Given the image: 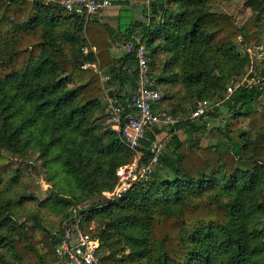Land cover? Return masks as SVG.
Instances as JSON below:
<instances>
[{
  "label": "trees",
  "instance_id": "1",
  "mask_svg": "<svg viewBox=\"0 0 264 264\" xmlns=\"http://www.w3.org/2000/svg\"><path fill=\"white\" fill-rule=\"evenodd\" d=\"M217 2L150 0L148 25L140 29V35L148 51L151 81L164 93L161 102L170 101L171 105L176 97L167 91L175 88L179 73L186 86L196 87L198 98L203 97L211 84L207 77L212 69L218 78L227 81L230 63L236 65L235 39L240 38L246 51L256 46L264 0H244V6L253 13L241 27H236L227 14L210 11ZM83 25V17L64 11L59 2L0 0V144L22 154L32 146L29 136L34 132L37 143L32 147L50 163L59 158L51 156L62 144V139L52 135H69L73 147L78 141V150L69 151L63 162L69 172L83 174L75 180L80 187L101 193L113 187L106 177L113 178L116 169L124 165L118 156L124 145L111 130L96 132L98 126L92 115L99 105L102 107L104 88L99 72L83 68L80 58L88 64L98 61L100 70L107 69L111 61L105 59L107 49H101L87 35L89 22L85 29ZM63 26L69 29H64L59 41L51 32ZM82 31L97 54L83 55L79 51V56L65 57L62 46L79 43ZM80 42L82 50L86 41L83 38ZM135 67L133 58L126 55L102 72L109 77L106 84L119 89L110 96L123 105L129 96L120 93L125 87L133 91ZM260 76L264 78V69ZM263 94L264 90L256 85L249 89L242 86L209 114L176 123L146 183L132 187L122 199L76 210L84 219L81 230L99 238L100 248L108 251L101 258L102 264H264V190L257 200V191L264 182V111L257 109ZM213 118L220 120L215 131L226 137L230 147L222 154L216 145L203 147L200 143ZM238 118L248 120L249 132L257 139L251 142L246 138L248 133L230 128L227 122ZM164 129L155 127L145 132L139 149L141 166L152 157L151 146ZM180 129L184 140L176 133ZM46 135L48 141L44 143ZM7 163V157L0 155V185ZM215 176L219 185H227L224 190L232 195L228 202L212 200L185 206L178 213L149 206L152 196L148 193L152 189L161 194V188L166 197L178 198L185 188L213 185ZM255 213L261 216V227L250 232L249 221ZM99 215L103 217L99 224L105 228L98 236L88 224ZM67 217L68 213L63 219ZM117 230L126 238L124 246L113 234ZM2 231L5 235H0V245L13 254L17 264L59 263L55 246L61 236L52 235L40 224H18L0 203ZM185 236L196 240L194 247L186 245Z\"/></svg>",
  "mask_w": 264,
  "mask_h": 264
},
{
  "label": "rangeland",
  "instance_id": "2",
  "mask_svg": "<svg viewBox=\"0 0 264 264\" xmlns=\"http://www.w3.org/2000/svg\"><path fill=\"white\" fill-rule=\"evenodd\" d=\"M60 1L56 0L54 2L60 3ZM210 9V11L213 12L227 14L236 27H241L253 13L250 9L244 6V0H218L217 4ZM148 11L150 12V9ZM258 24L260 26V32L259 40L256 46L246 51L241 46L240 38L235 39L233 41V53L238 56L236 59V65L230 63V75L227 81L225 78H218L212 69L211 74L207 77V81H210L211 84L206 87L207 92L203 95V97L198 98L196 92L199 89L196 91V87L191 85L186 86L183 82L182 73L178 72L180 76L177 80L179 79V81L174 86L175 88L171 91L176 97L171 101V108L167 109L166 112L173 114V117L178 119L179 122L185 121L187 118L189 119L191 110L198 100H205L210 102L212 105L217 106L218 103L222 102L226 96V90L222 91V87L227 89L228 87L236 84H244L248 80H251V78H256V76L261 78L260 72L264 69V14L258 19ZM65 28L69 29L67 26L57 27L51 32V35L58 38L60 41L63 35L62 33L66 30ZM78 37L80 39L79 43L75 45L69 44L62 46V52L65 57L74 58L75 56H79V51H81V53L83 52V55H85L84 49H79V47L83 45L82 42H80L83 37L79 34ZM157 60L159 61V58ZM80 62L83 64V67L88 64L85 63L82 58H80ZM93 68L95 69L96 67L94 66ZM103 76L106 75L104 74ZM71 87L72 85L69 84L68 88ZM126 89L128 91V88ZM215 89H217L218 92H216ZM104 101L106 102V100H103L100 104H104ZM219 107H221V104ZM257 109L264 111V94L259 100ZM221 110L224 111L223 108ZM108 114V109L106 107H101L100 105L94 111L92 117L95 124L98 126L96 131L97 133L106 130L110 131L107 124ZM227 123L233 131L245 134L248 133L246 138L249 141L252 142L254 139H257L255 134L249 132L248 120L244 118L230 119ZM219 125V119H211L207 125V129L204 131V135L200 137V143L203 147L207 145H216L218 152L222 154L228 151L230 147L226 137L215 131ZM172 129L173 127L165 128L164 132L157 140L164 138V136L169 134ZM28 131H32V129ZM176 133L180 139H185V135L181 129L177 130ZM34 135L35 134L33 132V134L29 136L32 146H35L37 143V138H35ZM53 137L62 139V144L61 146L55 148V151L51 156L54 159L57 156H59V158L56 162L52 161L50 163L45 162L46 159L44 160L40 157L39 150L32 146L27 148V150L21 154L3 148L0 144V155L7 157L8 159L7 172L1 175L3 183L0 185V203L5 205L12 218L18 224H25L28 226L40 224L52 235L59 237L63 231L61 228H66L68 225H71V222L73 223V227L75 229L80 228L78 225L80 222L84 225V219L76 210H82L83 208L109 201L106 195L107 193L113 191V188L117 183V177L115 175L113 178L106 177V182L108 184L113 183L111 190H106L101 193H90L87 189H83L75 181L83 174L78 171L69 172L67 164L63 162V160L67 157L66 155L69 154V151L77 152L78 141L75 142L76 144L73 147V142L69 139V135L62 136L55 134L52 135V138ZM43 141L44 143L48 141L47 135L43 137ZM92 145L95 146L94 143ZM96 152L97 151H95V154H97ZM118 156L124 165L129 164L133 159V153L127 146H124V149ZM215 177L216 180H214L213 185L207 184L204 185L202 189L196 188L193 190L185 188L178 195V198L166 197L167 194L164 195L161 188H159L161 194H158L156 190L152 189L148 193L152 196L149 206L153 209H163L171 213H178L185 206L203 205L212 200L228 202L229 199H232V195L228 192V189L227 191L224 190V187H227V185H219V178L217 176ZM263 190L264 182L262 184V188L257 191L258 202ZM129 209L134 212V208L132 206H130ZM67 213L69 214V217L64 220L63 218ZM99 219H103V217L99 215L95 218H91L88 224V229L94 231V233L98 236L99 232L105 228V225L99 224V221H101ZM261 221V216L256 213L251 215L248 226L249 231L255 232L256 229H259L261 227ZM113 234L116 238L120 239V246H124L123 241L126 242V238L122 236L118 230ZM0 235H5V232H0ZM183 239L189 247H194L196 244V240L192 237L185 236ZM116 240L117 239H114L113 241ZM107 255L108 251L101 247L97 255L96 264H102L101 258ZM196 263L202 264L198 261ZM0 264H17V260L14 258L13 254L6 248L1 247V245Z\"/></svg>",
  "mask_w": 264,
  "mask_h": 264
},
{
  "label": "built area",
  "instance_id": "3",
  "mask_svg": "<svg viewBox=\"0 0 264 264\" xmlns=\"http://www.w3.org/2000/svg\"><path fill=\"white\" fill-rule=\"evenodd\" d=\"M111 4V0H62L60 2L64 11L83 17L85 21H89L100 11L110 7ZM123 50L125 55H130L133 58L136 65L134 89L126 99L125 105L119 103L115 96L108 97L107 124L111 131L118 134L123 145L132 151L133 159L129 164L116 169V186L106 195L109 201L122 199L132 187L146 183L158 164L159 157L169 140V135L167 134L152 144V157L145 165L141 166L139 149L145 132L155 127L170 128L179 122L172 114L155 109L161 100V95L158 90L153 88L148 51L141 41L140 35L131 34ZM91 66L93 65L87 64L83 68ZM127 73H131V71L127 69ZM99 74L104 88L109 77L103 76L101 72ZM253 85H256L259 90H264V78H251L244 84L228 87L224 100L228 99L236 89L242 86L249 89ZM214 106L208 101L198 100L189 117L198 119L209 114ZM70 224L72 226L68 225L66 228H62L60 242L55 246V254L59 262L63 264H96L100 251L99 238L84 233L81 228L75 229L72 222ZM78 225L80 227L79 223Z\"/></svg>",
  "mask_w": 264,
  "mask_h": 264
},
{
  "label": "crops",
  "instance_id": "4",
  "mask_svg": "<svg viewBox=\"0 0 264 264\" xmlns=\"http://www.w3.org/2000/svg\"><path fill=\"white\" fill-rule=\"evenodd\" d=\"M45 1L54 2L56 0ZM111 3L112 4L110 7L100 11L89 21L84 20L83 25V29H85V23L89 22V29L87 28V35L90 37L91 40H93V42H95V44L100 45L101 49H107L108 54L105 59L107 58L109 61H111V63L108 64L107 69L100 70L98 61L93 64H90L95 66V69H97L101 73L103 71H107L111 67V65H117L118 61L122 60L126 56L123 50L126 41L128 40L129 36L133 33H137L140 35V29L143 26L148 25L150 14V12L148 11L150 9V0H111ZM105 28H108L107 32L104 31ZM81 34L84 40L86 41V45L83 48L84 54L92 52L94 55H96L97 52L95 46H93L94 44L88 43L90 41L88 40V37L87 35H85L84 31H82ZM153 84L154 83L152 80V85ZM164 87L166 88L165 85L163 86V88ZM126 88L127 87H125L120 93L121 96H130V94L132 93L131 90L128 89L127 91ZM153 88H157V90L160 92V95L164 97V93L160 89H158V86H154ZM114 90L119 91L116 85H104V92L100 98V102H102L103 100H106V102L104 101L105 103H102V107L107 108V99L110 96V92ZM167 92L171 94V97L175 96L174 93L170 91ZM170 108V101L164 103V101L161 102L160 100L155 109L159 111H166Z\"/></svg>",
  "mask_w": 264,
  "mask_h": 264
}]
</instances>
